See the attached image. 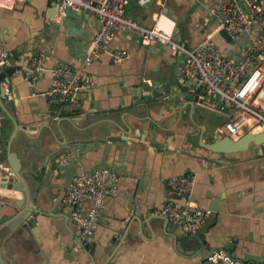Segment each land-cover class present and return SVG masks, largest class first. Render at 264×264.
Instances as JSON below:
<instances>
[{
	"label": "crops",
	"instance_id": "obj_1",
	"mask_svg": "<svg viewBox=\"0 0 264 264\" xmlns=\"http://www.w3.org/2000/svg\"><path fill=\"white\" fill-rule=\"evenodd\" d=\"M213 1L129 0L125 13L143 27L195 45L221 34L208 13ZM50 5L0 0V35L12 62L0 68V95L6 94L0 105L13 120L0 136V152L6 149L30 190L41 180L37 172L56 163L61 176L53 181L63 186L79 172L112 168L119 175L118 191L105 199L89 257L66 249L78 230L66 222L62 200L54 215L49 204L40 206L46 213L37 217L35 240L19 225L18 209L3 199H21L22 193L0 187V253L8 264H225L205 260L193 247L200 243L204 254L224 250L243 264H264L262 145L230 153L207 149L204 144L219 136L229 110L218 100L184 98L181 89L194 86L179 76L170 49L143 44L128 32H119L110 44L126 50L127 58L114 63L101 54L87 67L92 83L75 103L51 102L46 95L51 68L57 61L79 66L98 22L84 13L66 17L63 8L48 19ZM223 37L228 44L216 42L233 51L232 41ZM35 53L45 56V70L31 83L23 69ZM143 84L151 86L147 95L139 91ZM0 168L9 171L6 159ZM187 171L196 175V205L208 210L213 198L219 200V210L202 224L210 219L207 227L185 233L162 219H152L150 230L144 227L141 219L161 215L169 198L166 179Z\"/></svg>",
	"mask_w": 264,
	"mask_h": 264
},
{
	"label": "built area",
	"instance_id": "obj_2",
	"mask_svg": "<svg viewBox=\"0 0 264 264\" xmlns=\"http://www.w3.org/2000/svg\"><path fill=\"white\" fill-rule=\"evenodd\" d=\"M48 1L58 3L60 8L69 6L71 12L91 15L98 22L79 66L57 61L51 68V86L46 92L51 102L75 103L78 94L91 86L87 67L101 54L108 53L114 63L127 58L126 50L112 49L110 44L119 32H128L143 44L168 47L176 59L179 76L185 77L189 85L201 86L207 96L213 95L214 100L229 110L228 118L217 130L219 136L237 140L244 134L243 128L254 133L264 131V0H214L207 6L216 24L215 32L224 31V36L230 37L233 51L221 47L211 34L195 45H188L159 28L143 27L125 13L129 0ZM11 64L7 44L0 35V68ZM44 70L45 56L35 53L29 57L23 73L29 82L35 83ZM148 92L144 90L143 94ZM262 147L264 156V143ZM195 181V173L189 171L165 181L169 198L160 214L185 233H195L209 213L193 201ZM118 182V173L103 167L79 172L65 184L62 203L81 240L92 238L105 199L117 194ZM207 261L243 264L224 250L211 252Z\"/></svg>",
	"mask_w": 264,
	"mask_h": 264
},
{
	"label": "water",
	"instance_id": "obj_3",
	"mask_svg": "<svg viewBox=\"0 0 264 264\" xmlns=\"http://www.w3.org/2000/svg\"><path fill=\"white\" fill-rule=\"evenodd\" d=\"M48 10L47 14H45V17L49 19L52 15L56 13L57 10H59V4L55 2H51L50 9ZM53 8H55V12L53 13ZM63 12L66 17H68L71 14V9L69 6H66L63 8ZM222 35H225L224 31H221ZM227 40L231 41L229 36H225ZM14 71V68L7 69V74H11ZM150 90L151 86H147L146 84H143L139 91L141 90ZM1 92V90H0ZM181 92L184 95V98L190 100V101H199L201 99H208L210 102H213L214 97L213 95L207 96L205 94V91L201 86H197L194 88H190L188 85L184 86L181 89ZM154 93L157 95L158 92L154 91ZM203 96V97H202ZM6 100V94L1 93L0 95V101L4 102ZM70 107L69 105L67 106ZM0 136L4 133V130L9 129L10 122L13 123V120L11 116H9L6 111L3 109V107L0 105ZM245 131L244 134L238 138L237 140H233L228 136H217L212 143L210 144H204L207 149L213 152H221V153H230V152H237V151H243L247 149L250 144L255 143L262 145L264 143V131L260 133H254L252 131L246 130V128H243ZM6 159L9 167V171H5L0 168V187L1 188H13L15 190H18L22 193L21 199H10L8 197H4L3 199L6 202H9L10 204H13L15 208L18 210L16 211L15 215L16 219L21 220L20 226L23 230H25L30 237L35 239V225L37 222V217L39 214H45L43 210L40 209V206L42 204H49V207H51V214L54 215L55 213L53 210L57 206L58 203L61 202L63 196H64V186L60 182H55L53 180H58L61 176L60 173V167L56 163H52L48 168L44 169L42 172H37L38 175L41 177V180L36 181L38 185H35L32 190L25 188L22 181L20 180V170L17 168V165L15 162H11L9 156L7 155L6 149L0 152V164L3 162V160ZM55 172V174H53ZM32 177H36V174H33L30 172ZM218 199L213 198L208 206V210L210 212V217L213 215V213L217 212L219 210V207L217 205ZM34 204L33 206L31 204ZM32 206V207H31ZM64 216L66 222H68L69 217L64 211ZM152 219H159V220H166L168 223V219L165 215H152L149 217V219L143 220L142 224L144 227L151 229L150 221ZM210 219L206 221V223L197 231L204 229L209 224ZM169 224H171L169 222ZM36 240V239H35ZM35 243V242H34ZM93 243L90 241L81 240L78 236V232L76 234V237L73 236L70 237V241L67 242V248L69 249L70 253H73L74 255L87 253L89 257H92L93 254ZM69 247V248H68ZM194 249L198 253H201L204 255V259L207 260V254H204L203 250H201V243L198 245L193 246ZM74 249V250H73ZM0 264H8L7 260L4 258V256L0 253Z\"/></svg>",
	"mask_w": 264,
	"mask_h": 264
},
{
	"label": "rangeland",
	"instance_id": "obj_4",
	"mask_svg": "<svg viewBox=\"0 0 264 264\" xmlns=\"http://www.w3.org/2000/svg\"><path fill=\"white\" fill-rule=\"evenodd\" d=\"M224 35H219L218 37H217V39H216V41H218L219 42V44H221V45H226V44H228V42L225 40V38L223 37Z\"/></svg>",
	"mask_w": 264,
	"mask_h": 264
}]
</instances>
